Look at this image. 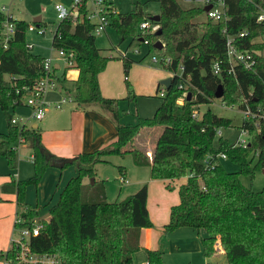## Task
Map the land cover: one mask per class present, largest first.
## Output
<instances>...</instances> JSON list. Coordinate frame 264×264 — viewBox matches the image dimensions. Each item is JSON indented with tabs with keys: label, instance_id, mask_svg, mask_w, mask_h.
<instances>
[{
	"label": "trees",
	"instance_id": "obj_1",
	"mask_svg": "<svg viewBox=\"0 0 264 264\" xmlns=\"http://www.w3.org/2000/svg\"><path fill=\"white\" fill-rule=\"evenodd\" d=\"M157 2L159 12L154 20L141 18L138 0L132 1L133 9L127 13H117L108 0L113 9L108 13L109 25H113L123 39L133 18L156 23L158 28L144 33L143 37L151 48L157 38L163 40V57L168 56L171 60L167 67L160 59L166 70L181 63V77L186 81L190 98H184L180 104L175 102V81L171 78L152 115H136L133 124L119 123L118 99L100 94L98 75L109 56L102 55L94 44V36L90 33L92 25L84 19L80 22L78 16L57 24L59 37L52 35L51 47L74 53L73 67L77 72L69 83L75 107L101 111L113 124L116 138L106 146L74 156L72 164L76 167V175L67 180L56 202L47 210V219L38 220L42 227L37 235L29 237V247L34 252L56 254L60 264H131V256L139 247V229L151 226L146 209L147 186L143 183L123 199L109 202L105 199L103 180L94 178V166L108 162L106 156L130 154L134 165L148 166V175L152 179L170 181L185 177L177 187V203L169 207L163 233L177 227H190L199 236L203 257H210L218 245L226 264H264V187L252 191L238 178V174H252L254 169H264V131L257 130L252 121H241L240 127H247L250 134L249 145L241 148L232 146L226 138L215 137L217 128L229 126V119L208 109L199 119L191 117L193 106L209 103L214 98L218 84L222 87L219 99L225 106L235 105L241 109L243 99L249 93L251 104L252 97L259 100L262 96L264 24L256 21V15L259 8L264 9V0H223L224 15L217 21L207 17L194 20L203 12L201 7L181 8L176 0ZM79 11L82 13L84 7ZM5 21L13 23L14 32L5 47L0 45V109L4 111L5 120V130L0 132V155L9 168H15L14 146L22 139L31 150L33 174L24 180H16L7 174L8 179L0 185V192L15 195V203L21 207L16 217L25 224L24 219L31 211L22 201L25 185H36L44 169L54 166L60 158L43 147L37 128L10 122L11 114L7 110L21 105L30 86L42 75V57L25 47L27 24L0 12V29ZM75 22L78 24L70 32ZM241 31L245 34L237 37ZM132 34L140 35L133 31ZM225 34L234 36L239 49L252 53L255 64L251 70L236 64L227 71ZM214 61L221 67L218 75L211 71ZM131 62L122 56L124 73ZM55 78L57 82L65 81L63 73L62 78L57 75ZM124 82L127 93L124 99L133 101L135 94L130 84ZM160 86L157 82L155 92ZM156 125H160L161 130L147 155L145 148L135 146L134 137L140 129ZM217 152L224 153L227 160L236 164L237 171H226L220 161L205 167L203 158L208 156V161L212 162ZM116 168L122 176L124 167L116 165ZM84 176L88 177L87 182H82ZM165 187L172 189L169 183ZM13 251L14 246L10 244L4 254L11 264H17ZM145 255L146 264H162L160 249H145Z\"/></svg>",
	"mask_w": 264,
	"mask_h": 264
},
{
	"label": "rangeland",
	"instance_id": "obj_2",
	"mask_svg": "<svg viewBox=\"0 0 264 264\" xmlns=\"http://www.w3.org/2000/svg\"><path fill=\"white\" fill-rule=\"evenodd\" d=\"M113 4V9L117 13H127L133 9V0H110ZM60 2L65 5L69 4L70 0H0V12L9 15L13 20L23 21L27 25H31L35 29H43V34L39 35L35 31H26L24 35L25 42L32 44L30 52L40 56L56 57L55 50L51 48V37L58 23L53 9V4ZM141 5V18L150 17L158 14L159 5L157 0H138ZM181 8L201 7L203 8V0H177ZM39 16L38 24L33 19ZM204 11L201 12L194 20H204ZM40 24V25H39ZM139 20L133 18L127 26L124 38L121 39L113 25H108L105 31L99 35H94V44L99 48V52L104 56H109L104 69L98 76L100 94L104 97L118 99L117 108L120 112L119 123L133 124L136 121V115L141 117H150L160 102L159 91L155 92L156 83L161 79L170 75V71L162 67L160 59L163 57L162 48L164 42L161 38H157L162 44L161 49L151 48L148 45L141 43L137 38ZM132 31L137 36L132 34ZM140 36V35H139ZM134 50H137L136 52ZM122 56L131 59L132 62L128 66L127 72L124 73L122 68ZM153 58L155 60H153ZM63 66V61L59 60ZM61 71H57L56 75L62 78ZM75 70L69 69L65 71V76L68 74L70 78L74 76ZM65 79V78H64ZM126 80L135 94L133 101H126L125 82ZM59 88L55 91H47L44 98L47 101H55L59 97H66V100L61 104L60 108L56 109L48 107L45 111L42 122H49L47 119L60 116L70 107L75 106L72 101L71 84L67 81L57 82ZM210 110L217 116L229 119L228 127L218 128L220 137L235 141L236 138H245L244 134L240 133L239 127L241 124L242 115L240 109L236 106L228 107L221 103L219 98H212L209 103L198 104L194 106L196 116L206 110ZM7 112L12 117H25L27 124H37V129L40 127V120L30 118L31 110L28 107L17 106L14 110L8 108ZM4 111L0 109V132L4 128ZM161 126L142 128L134 137V144L139 148H145L148 151L160 132ZM216 135L215 137H217ZM15 168L11 169L6 163L3 156L0 155V185L10 176L18 173L16 180H24L33 174V166L29 161V153L24 148H16ZM149 155V151L147 152ZM108 162L97 163L94 166V178L103 180L104 194L106 201H118L133 193L141 184L145 183L149 188L148 209L150 215L158 217L161 211V205L172 199L176 200V189H167L163 187L158 179H152L148 175V166H136L132 162L130 154H125L120 157L116 154L105 157ZM224 169L228 172H236L237 167L233 162L222 159L220 160ZM255 162V159L252 163ZM116 165L124 167L125 178L127 182L121 184L119 182L120 173ZM76 175V167L74 164L65 165L62 168L46 167L38 180L37 184H27L23 189L22 201L26 209H30L27 218L24 219L25 224H31L36 221V217L44 214L56 202L59 193L70 177ZM184 179V177H181ZM240 182L250 188L252 191H258L264 187V171L263 169H254L252 174H238ZM180 179V178H179ZM88 177H82V182H87ZM183 180H180L181 182ZM178 182V183H179ZM139 184V185H138ZM1 193V192H0ZM5 195V196H4ZM14 195V194H13ZM1 198L11 199V202L0 201V230L6 229L9 232V239H15L19 236V225H14V198L9 194H1ZM174 204V203H173ZM172 205V204H171ZM160 207V208H159ZM19 213L20 208L17 206ZM6 218V219H4ZM149 218V217H148ZM47 219V217L43 218ZM157 220L147 227L151 232H159L158 240L163 249L161 256L162 264H226V259L223 251L218 245H215L213 253L210 257H203L199 245V236L197 232L186 226L177 227L167 233H162L157 227ZM151 222V221H150ZM201 234V233H200ZM199 234V235H200ZM152 233H150V236ZM8 239V241H9ZM7 241V243H8ZM3 253L6 250L5 246H1ZM142 254V256H138ZM135 253L132 258L138 262L144 259V251ZM144 261V260H143ZM3 258L0 254V264Z\"/></svg>",
	"mask_w": 264,
	"mask_h": 264
},
{
	"label": "built area",
	"instance_id": "obj_3",
	"mask_svg": "<svg viewBox=\"0 0 264 264\" xmlns=\"http://www.w3.org/2000/svg\"><path fill=\"white\" fill-rule=\"evenodd\" d=\"M204 6L209 5L210 7L204 11L205 17L217 21L224 15V3L223 0H203ZM84 7V11L80 13V9ZM53 9L55 11L56 19L58 23L60 21L66 20L69 17L78 16V20L81 22L83 19L88 21L92 27L90 33L94 35H99L102 31H105V28L109 25L108 13L112 12V7L108 4V0H70L69 4L65 5L60 2H55L53 4ZM79 11V12H78ZM4 14V13H3ZM6 16H9L5 14ZM10 17V16H9ZM11 18V17H10ZM256 21L264 24V9L259 8L256 15ZM57 23V24H58ZM77 22L73 23L70 28L72 32L73 27ZM40 25V24H39ZM57 25L54 29L53 34L56 37H59V31L57 30ZM158 28L156 23L151 22L148 19H144L139 22L138 30L140 36L138 37L140 42L147 45V40L143 37L144 33L154 32ZM43 29L34 28L31 25H27L26 31H35L37 34L42 35ZM14 32L13 23L10 21H5L2 24L0 29V45L5 47L7 41L11 38ZM222 32L225 33V30L222 29ZM245 32L241 31L237 33V37H242ZM51 44V41H50ZM25 47L30 50L32 44L25 42ZM53 48V47H51ZM55 50L56 57L44 56L40 61V68L42 75L35 80V82L30 86V92L25 95L21 100V105L28 107L31 110L30 118L34 120H40L46 109L48 107L60 108L66 100V97H59L55 101H47L44 96L47 91H52L57 88V80L55 78V68L54 64L59 60L63 61L65 67H70L74 64V53L71 50H63L62 48H53ZM135 52L137 50H134ZM225 54L228 61L227 71H231L233 66L240 64L244 69L251 70L255 64V58L251 52L247 50H241L235 44L234 36L230 34H225ZM153 60H155L153 58ZM160 61V60H159ZM171 60L170 57H162V63L164 66L169 67ZM58 64V63H57ZM183 67L180 62H177L174 68H171L169 77L174 78L175 81V102L180 104L182 100L186 97V94L189 92L186 89V81L182 79ZM221 67L218 61H214L211 64V71L213 74L218 75L220 73ZM264 88V86H263ZM159 94L162 95L164 92V87L161 85L159 88ZM190 93V92H189ZM249 93L243 99V107L240 109L242 119L241 121L254 122L257 130L264 131V90L260 99L252 97L253 104L249 103ZM196 106V105H195ZM235 105H230L232 107ZM239 109V108H238ZM191 117L199 119L200 117L196 116V112L193 110L191 112ZM27 119L25 117H10L11 123H16L21 127L31 126L27 124ZM240 133L244 134L245 138H236L235 141H230L232 146H239L245 148L249 145L250 134L247 127H239ZM220 136L218 128L215 131V136ZM23 144L22 139H18L15 143V149ZM212 162L208 161V156L203 158V164L205 167H211L213 163L218 162L222 159H226V156L222 152H217L212 157ZM31 160V156H30ZM212 163V164H211ZM122 182L123 178H119ZM22 220L19 217L14 218V225L21 224ZM42 225L37 220L31 224H21L19 225V236L15 239H10V244H13V259L17 264H60L59 257L54 253H45V252H34L31 250L28 244V239L30 236L37 235L41 229ZM9 244V245H10ZM2 264H11L9 257L5 254L3 255Z\"/></svg>",
	"mask_w": 264,
	"mask_h": 264
},
{
	"label": "crops",
	"instance_id": "obj_4",
	"mask_svg": "<svg viewBox=\"0 0 264 264\" xmlns=\"http://www.w3.org/2000/svg\"><path fill=\"white\" fill-rule=\"evenodd\" d=\"M39 20H40V17H39ZM137 39L139 40V38ZM57 63L54 64L55 66H57L55 68V75L57 71H61L60 75L63 73L65 77V81L67 82H69L76 76L77 70L73 67V65L70 67H65L64 65L62 66L60 62H57ZM70 68L75 70L74 76L72 78H70L69 74L67 77L65 76V71L68 72ZM57 88H59L58 85H57ZM55 89L52 91L54 92ZM19 106L25 107L23 105H19ZM14 109L15 107L13 108V110ZM43 117L40 119V121L43 120ZM48 120L50 121L40 122V127H39L40 142L49 153H51L52 155L60 159L71 158L77 155L78 153L89 152L94 149L101 148L103 146H106L110 142L114 141L116 138V133H115L113 124L110 122L107 116H105L101 111L97 109H92V108L78 109L77 107L72 106L67 111L63 112L60 116H56L55 118H52V119L48 118L47 121ZM30 125L31 126L35 125V128H37V124L35 123H31ZM20 148H24L29 152L27 154H28L29 161L31 162L30 148H28L26 144H21L19 146V149ZM50 167H54V166H50ZM54 168L59 169L57 167H54ZM12 177L14 179H17L18 173H15V175L12 174ZM120 177L124 179V181L122 182L119 180L121 184L127 182V179L125 178V173ZM180 180H183V181L179 182ZM159 181L161 182L163 187H165V184L169 183L172 189L174 188L176 189V194H177V187L178 185H180L181 183L185 181V177L184 179L178 178V179H174L170 181L168 180H165V181L159 180ZM1 194H9L10 197L14 198V195L12 193H0V195ZM148 198H149V188L147 189V197H146L147 214H148L149 220L151 221L152 225H153V222L157 220L156 221L157 227L160 228V230L162 231L163 224L167 222L169 207L171 206V204L173 205V203L174 204L177 203L178 197L176 198V200L172 199L170 202L167 201L163 203V205L160 206L161 211L158 217H153L150 215V212L148 209V203H147ZM0 201H8L12 203L11 199H8V198L3 199L0 197ZM14 204H15L14 213L16 216L17 214L16 211L18 210V208L15 203V198H14ZM40 216L41 215L36 217V221L39 220ZM150 233H152L151 236H150ZM159 235H160L159 232H156V231L151 232V230L148 229L147 227H142L139 229V235H138L139 247L132 254L131 261H132L134 254L135 253L138 254L140 253V251H144V254H143L144 261L142 260L138 262V260L134 259V264H146L145 249H160L163 254L162 246L160 245L159 240L157 239ZM8 236H9V232L6 231V229L0 230V254L2 258H3L4 253L1 249L2 248L1 246L3 245L5 246V244L7 247L9 246L10 239ZM138 256L140 257L142 256V254H138Z\"/></svg>",
	"mask_w": 264,
	"mask_h": 264
},
{
	"label": "water",
	"instance_id": "obj_5",
	"mask_svg": "<svg viewBox=\"0 0 264 264\" xmlns=\"http://www.w3.org/2000/svg\"><path fill=\"white\" fill-rule=\"evenodd\" d=\"M210 6L209 5H206V6H203V11H206ZM150 19H154V20H157L158 16L157 15H153V16H150L149 17ZM33 21L36 23V25L38 24L39 22V16H36ZM156 33H159V31H157ZM153 48L155 49H161L162 47V44L160 43L159 40H156L153 45H152ZM57 66L54 65V68H56ZM170 80H171V77L167 76L163 79H161L159 81V83L164 87V88H168L169 85H170ZM222 95V87L220 84H218L213 92V97L214 98H220ZM186 100H189L190 98V93L188 92L186 94ZM31 127H35V125H32ZM73 159L74 157H71V158H63V159H60L58 160L55 164H54V167H57V168H61L63 167L64 165H69V164H72L73 162ZM264 171V169H263ZM89 182L91 183L92 182V178L89 179ZM45 217H48V212H45L44 214H42L39 218V220L45 218Z\"/></svg>",
	"mask_w": 264,
	"mask_h": 264
}]
</instances>
